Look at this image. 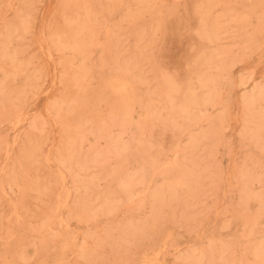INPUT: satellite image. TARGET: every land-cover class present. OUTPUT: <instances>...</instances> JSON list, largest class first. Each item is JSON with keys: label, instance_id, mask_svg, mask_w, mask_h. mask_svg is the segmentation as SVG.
I'll return each instance as SVG.
<instances>
[{"label": "rangeland", "instance_id": "1", "mask_svg": "<svg viewBox=\"0 0 264 264\" xmlns=\"http://www.w3.org/2000/svg\"><path fill=\"white\" fill-rule=\"evenodd\" d=\"M0 264H264V0H0Z\"/></svg>", "mask_w": 264, "mask_h": 264}, {"label": "bare ground", "instance_id": "2", "mask_svg": "<svg viewBox=\"0 0 264 264\" xmlns=\"http://www.w3.org/2000/svg\"><path fill=\"white\" fill-rule=\"evenodd\" d=\"M71 42H72V41H71ZM130 75H131V74H130ZM131 76H132V75H131ZM131 76H130V77H131ZM128 77H129V76H128ZM114 79H115V78H114ZM114 79H113V80H114ZM119 80H120V79H119ZM119 80H118V81H119ZM116 81H117V80H116ZM118 81H117V82H118ZM124 82H125V81H124ZM119 83H120V82H119ZM119 83H117V84H119ZM114 85H115V84H114ZM124 85H125V84H124ZM121 86L124 87L123 85H121ZM113 87H114V86H113Z\"/></svg>", "mask_w": 264, "mask_h": 264}]
</instances>
